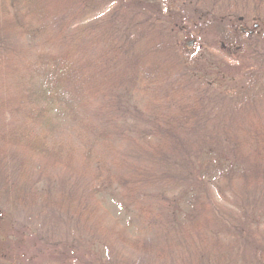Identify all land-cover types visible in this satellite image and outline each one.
I'll list each match as a JSON object with an SVG mask.
<instances>
[{"label":"rangeland","instance_id":"rangeland-1","mask_svg":"<svg viewBox=\"0 0 264 264\" xmlns=\"http://www.w3.org/2000/svg\"><path fill=\"white\" fill-rule=\"evenodd\" d=\"M194 4V13L211 17L192 25L208 44L199 47L195 35L178 28L166 34L175 41L168 57L175 77L200 105L199 120L178 132L183 144L199 146L194 169L148 160L140 192L118 186L96 195L80 168L50 171L7 153L0 159V264H264V181L250 187L239 181L251 160V168L257 164L255 151L264 152V0ZM242 32L254 34L252 43L233 48ZM229 48L236 56L225 54ZM121 95L112 98L123 105L113 115L95 106L99 122H130L131 136L141 125L151 128L149 112L127 115L140 108L141 95ZM129 157L120 155L133 167ZM68 198L76 216L63 210Z\"/></svg>","mask_w":264,"mask_h":264},{"label":"trees","instance_id":"trees-1","mask_svg":"<svg viewBox=\"0 0 264 264\" xmlns=\"http://www.w3.org/2000/svg\"><path fill=\"white\" fill-rule=\"evenodd\" d=\"M194 8V0H0V159L14 152L50 171L80 168L96 195L118 186L140 192L148 160L192 171L199 146L190 147L188 139L183 144L178 132L199 120L200 105L175 77L177 67L168 59L175 41L166 34L178 28L205 47L192 25L212 20ZM251 35L242 32L233 48L252 43ZM125 93L140 94L144 107L127 115L152 116V127L141 125L134 136L126 132L130 122H99L95 112L101 103L113 115L123 105L111 104L112 98ZM255 152L257 164L251 168V160L239 175L244 186L264 181L258 162L264 152ZM130 153L133 167H126L120 155ZM68 201L63 210L72 215L74 199Z\"/></svg>","mask_w":264,"mask_h":264}]
</instances>
